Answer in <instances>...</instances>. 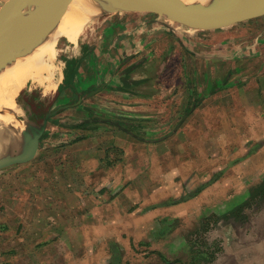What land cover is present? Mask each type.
<instances>
[{
  "label": "rangeland",
  "instance_id": "374dc122",
  "mask_svg": "<svg viewBox=\"0 0 264 264\" xmlns=\"http://www.w3.org/2000/svg\"><path fill=\"white\" fill-rule=\"evenodd\" d=\"M133 13L148 16L154 15L155 12L100 11L87 21L85 32L79 35L78 43L86 44L88 49L90 43L96 42L101 35L98 39L99 45L101 44L98 48L100 50L102 44L108 43L113 35L112 31L121 30L120 27L114 26L115 21H121L117 20L120 19L121 15L125 17L123 19L125 20L127 16ZM152 17H158L159 21H170L164 16ZM260 17L264 18V16ZM169 23L174 27H172L171 32L173 37L171 38L169 35L157 36L154 39L153 36L152 39L151 37H144L143 40L146 42L142 44L139 53L125 54L122 53V48L119 46L114 48V51L113 48L107 46L104 51H99L95 57H92V60H96L97 63L100 62L107 67H112L107 73L108 76L112 75L115 79H120V83L114 84L115 87L109 88V90L103 91L105 85H99L97 93L91 92L94 88H88L90 85H84L83 90H73L70 86L60 90H44L41 85L29 81L23 89L31 86L35 87L34 90L28 95L26 91L16 94L18 100L27 108L26 114L31 113L35 104L37 106L36 101L40 99L43 101L39 108L41 111L39 115L42 116H39L38 119L30 116L36 125L44 119V115L47 114L46 111L53 109H57V111L53 121H49L45 127L35 156L27 162L0 169V264H105V259H101L104 251L97 248L92 254L88 252L87 244L83 242L95 231V234H99V231L104 232V228L81 227L79 229L82 242L81 245L76 246L82 249L81 256L83 258L76 261L71 255L72 249L68 248L71 247V244L66 245L65 243L68 236H74L76 239L75 229L65 228L64 231L66 232L63 233V237L59 241L54 238L53 234L45 233L44 221L47 218L45 207L50 204H58V192L63 195L62 203H71V205L76 203L79 206L90 205V211L96 210L99 215L98 211L103 203L111 205L106 210L110 213L115 210V207L119 208L121 205H134L133 203H135L138 206V201L149 204L159 199L161 201L172 200L171 197H175L177 193H180L177 194L178 197L184 193V190H191L198 184L206 182L215 168L224 169L225 165L226 168H231V170H227L226 181L214 180L204 188L205 190L202 189L197 196L191 199V212L189 208L185 213L188 218L186 221H196L198 215L202 213L199 210L202 203L212 205L218 202V196L214 194L224 186L223 184L228 185V182L232 181L234 170L230 160L234 156L243 155L248 149L238 146V143L243 139L253 138L264 131L262 130L264 127V52L256 58L254 56L245 60L248 64L246 69L250 68L248 69L251 71L250 74L249 71L239 72L237 67H232L235 59L232 57L233 52L224 56L221 54L210 55V53L214 51L213 49L224 46L226 50H229L233 47L229 41H233L234 35L238 32L239 35H242L241 40L252 39L253 36L258 35L260 41H264V32L260 33L261 29L252 24L253 22L250 23V20H243L224 27L208 28L207 30L188 27L172 20ZM176 34L182 38L185 44L194 49L191 50L193 56L184 49L185 46L182 45V41L176 39ZM224 40L225 42H221ZM58 46L63 50V53L60 52L57 57L65 60V71L68 57L64 51L65 49L73 51L76 45L68 42L64 36H60ZM214 56L217 59L220 57L222 60L233 61L226 69L228 79L235 77L241 80L251 75V79H260L263 83H260L258 87L254 80L252 83L247 81L248 83L240 89L237 84H230L225 89H220L218 95L212 96L203 106L205 110H203L202 115L209 121L207 125H202L199 130H194L193 125L185 123L174 131V126L177 123L176 113L181 110L188 91L187 79L191 77L198 79L193 86H190L191 88L202 87L205 84L204 79L207 77L200 75L207 67L205 65H209L205 58ZM131 57L134 61L129 66L126 62L132 61L130 60ZM188 61H193V66L198 69V75L190 74ZM225 62L228 65L229 61ZM141 63L143 66L140 71L138 70L140 73L131 72L134 64L139 65ZM251 63H256L254 69L250 67ZM208 70L210 76L215 78L223 74L221 67H209ZM88 72L89 69L83 70L84 74L88 75ZM132 74L143 75L145 79H141L139 83L123 87L122 77ZM153 77L155 79H151ZM117 86L123 89L116 88ZM257 87L258 91L263 93L260 101L258 98H252ZM81 91L83 98L78 103V105L81 103V108H75L76 99ZM244 92L248 93L247 96ZM202 93L200 91V95ZM95 95H97V100ZM52 98L57 100L55 102L53 100L51 104L47 103L48 99L51 101ZM223 98L225 99L223 100ZM108 99L113 101L111 105L114 107L106 106ZM93 103H96L99 110L103 112V115L100 116L103 120L93 122L91 127L88 120L83 122L84 119H81L89 118V111ZM106 110L114 115L117 114L116 111L126 113L125 118H138L139 120H135V122L126 120L130 124L124 123L125 119L119 121L121 125L125 124V127L136 133L138 137L131 134L128 136L127 132L120 133L117 125H108L109 123L105 119L113 118L107 116L109 112ZM212 110L214 111L212 112ZM78 122L83 124L82 128L74 127ZM251 130L252 132H250ZM241 135L244 136L243 139ZM142 136L161 138L163 144L161 146L144 144L145 141L141 139ZM203 139L211 140L212 145L205 148L199 147L198 145L202 143ZM106 141H109L110 146L118 147L121 151L117 149L118 152L115 150L114 152L112 149L107 151L105 149ZM261 150L259 149V151ZM109 151H111L112 159L116 158L120 161H118L119 164L116 163L111 166L103 160V157L109 155ZM260 158V156L256 157L251 165L249 163L251 159H249L241 161L236 166L237 170L244 172L249 171V169L254 170L251 167L254 166V163L257 165L258 175L243 179V186L251 181L254 182L256 179L259 185L264 183L259 181L264 173V161H260ZM109 182V193H106L105 185ZM111 187L121 188L111 194ZM62 188H66V195L60 191ZM69 188L77 189L81 194L79 196L76 193L69 195ZM154 188L158 189L156 194H153ZM103 192L104 194H101ZM258 194L261 196H258L257 201L258 215H255L257 222L255 221L252 231L261 236L264 227V191L261 190V187L260 190L258 189ZM67 209L68 207L64 209L66 213L68 212ZM183 212L182 209L178 213ZM111 214L113 216V213ZM50 216L55 219L58 218L56 209L50 213ZM71 217L72 215H70V220H74V217ZM210 219L215 221L217 215ZM41 223L43 224L41 225ZM211 228V237L218 236L219 229L217 227ZM105 230L107 233L109 232V235L123 238L124 245H121L123 249L117 245V249L114 248L113 250L115 251L114 254L119 255L123 252L124 256L132 257V263L139 261L137 260L139 254H144L146 255V264H153L150 256L157 255L159 249L168 250L169 235L171 234L160 238V242H158L160 245L157 248V244L150 242L129 244L128 235L135 236L137 234L135 229L109 228ZM177 230L176 236L173 237L175 241L179 237L181 239L183 236L189 235V232L192 234L193 231L201 229L180 228ZM53 238L52 242L45 243V240ZM131 238L132 236H130ZM197 243L200 245L199 241ZM167 254H171V251ZM155 264H160V262H155Z\"/></svg>",
  "mask_w": 264,
  "mask_h": 264
},
{
  "label": "crops",
  "instance_id": "0c3cea01",
  "mask_svg": "<svg viewBox=\"0 0 264 264\" xmlns=\"http://www.w3.org/2000/svg\"><path fill=\"white\" fill-rule=\"evenodd\" d=\"M6 0H0V7ZM126 14V13H123ZM128 14V13H127ZM164 16L160 15L158 13H154V15H141L139 14H131L126 17L125 20H123L125 17L121 15L119 17L121 21H115L114 26L120 27L121 30L118 32H111L113 35L109 39L108 43L101 46V49L99 45V38L101 35H99L96 42L93 44L90 43L88 49L87 45L84 43L79 44V54L78 55H72L69 56L66 60L68 63L70 61L74 62V74L72 76V83L75 85L77 90H83L85 88L84 85H90L92 87L91 92H96L99 89V85H105V88L103 91L109 90V88L115 87L114 84L120 83V79H115L114 76H108L109 69H112V67H107L103 63H97L96 60H92V57H95V54L99 51H104L105 47L108 46V48H117L118 46L121 47L122 53L125 54H131V53H139L142 49V44L146 42V37L153 36V39L157 36H172V29L174 28L170 21H159V19L154 18L152 16ZM264 16V15H263ZM166 17V16H164ZM149 18V19H148ZM168 18V17H166ZM148 19V20H147ZM116 20V19H115ZM250 23L254 24L256 27L258 26L261 29L260 33L264 32L263 23L264 18L263 17H253L250 19ZM173 21V20H172ZM177 22V21H175ZM178 23V22H177ZM111 24V25H112ZM114 27V28H115ZM173 27V28H172ZM199 30H207V29H199ZM236 31L238 29H235ZM259 33V34H260ZM240 36V37H239ZM137 37V38H136ZM145 37V38H144ZM242 35L238 34L234 35L233 41L230 40L229 43L233 44L229 50H226V47H218L217 49H213L210 53V55H226L227 53L230 54L233 52L232 57H234V62L232 60H222L220 57L215 58L214 57H206L205 59L208 60L207 63L209 65L203 70V74L200 75L201 77H207V79H204L205 84H203L202 87L193 86L198 79H194V77H191L190 79H187V86L188 91L186 94L185 102L183 103L181 110L177 112V123L174 126V131L181 127L182 124L189 123L194 126V130H199L202 125H207L209 121L207 118H204L203 114V106L205 105L206 101L210 100L212 96L218 95L220 89H225V87L229 86L230 84H237L238 88H243L244 85H246L248 82L257 83L258 87L260 86V83H263L260 79H251L250 76H246L245 78H242L241 80H238L235 77H230L233 79H228L226 75V69L227 66H230L233 62L232 67H237V71L239 72H248L250 68L246 69L247 65L245 60L247 58H256V56H260L264 52V41H260L258 35L253 36L252 39L241 40ZM176 39L182 41V45L185 46L184 49L191 54L194 50L192 47L185 44V42L182 40L181 37H179L178 34H176ZM219 41V40H218ZM99 42V43H98ZM221 42H225L221 41ZM135 43V46L133 44ZM225 44V43H224ZM96 45V46H95ZM92 46V47H91ZM137 49H135V48ZM93 48V49H92ZM107 48V49H108ZM74 50V49H73ZM87 51L89 53V56L87 57ZM218 52V53H216ZM219 55V56H221ZM191 56H193L191 54ZM139 57V56H138ZM210 58V59H208ZM132 61H127L126 64L129 65L133 63L134 59L131 57ZM206 60V61H207ZM229 61L228 65L227 62ZM225 62V63H224ZM191 63V64H190ZM212 65V66H210ZM130 66V65H129ZM141 64H134L133 69L131 72H139L142 68ZM188 68L189 72H191V75H198V69L193 66V61H188ZM221 67L222 69V76L214 77L210 76V71L208 68L212 67ZM251 68L256 67V63H251ZM89 69L88 75L83 73V70ZM207 69V70H206ZM244 69V70H243ZM252 69V70H253ZM139 70V71H138ZM229 70V69H228ZM251 71H249L250 74ZM140 73V72H139ZM104 74V75H103ZM229 74V73H228ZM243 74V73H242ZM255 76H257L255 74ZM210 78V79H208ZM138 79V80H135ZM141 79H145L143 75L139 74H132V75H125L122 77V86L125 85H131L133 83H139ZM155 79V77L151 78ZM65 75H63V79L60 86L65 85ZM248 81V82H247ZM194 82V83H193ZM92 85V86H91ZM97 86V88H96ZM258 87L256 90H254L255 94L252 98H258L260 101V97L263 96V93H260L258 91ZM24 88V87H23ZM21 88L18 93H23L24 91L27 92V95L34 90L35 87H26V89ZM59 88V87H58ZM57 88V89H58ZM123 89L121 87H116ZM203 93L200 95V91ZM97 93V92H96ZM245 93V92H244ZM248 93H245L247 96ZM82 91L78 94V97L76 99L77 105L74 106L75 108H81V103L78 105V103L82 100ZM95 95V99L98 98ZM249 96V95H248ZM225 98H223L224 100ZM48 99L47 103L51 104V102ZM57 99H55L53 102H55ZM219 100V99H218ZM113 101L108 99L106 102V106H112L111 105ZM36 104L34 105V109L31 111V115L38 119L41 111L39 110L40 105L43 103V101L40 99L36 101ZM108 103V104H107ZM225 103V101H224ZM45 105V100H44ZM75 105V104H74ZM202 108V109H201ZM115 109V108H113ZM55 110V109H53ZM214 110H212L213 112ZM49 112V111H46ZM90 114L89 118H82L83 122L88 120V123L90 126L93 122H99V120H103L100 116L103 115V112L99 110L98 105L93 103V106L90 108ZM106 112H109V110H106ZM116 115L113 113H107V116H111L113 119L106 118L105 120L109 123L108 125H117L119 128L120 133H126L135 135L138 137L136 133L129 130L125 127V124H120L119 121L124 120V123L130 124V122H126V120H139L132 119L130 117L125 118L126 113H121L116 111ZM43 114V113H42ZM56 113L51 114L46 122L49 123V121H53L54 115ZM78 115V114H77ZM45 116V115H44ZM43 116V117H44ZM139 116V115H138ZM145 116V115H141ZM118 120H115V119ZM141 118V117H140ZM222 119V118H221ZM43 120V119H42ZM100 120V121H101ZM112 123V124H111ZM98 124V123H97ZM83 124L81 122H78L75 124L74 127L82 128ZM92 127V126H91ZM261 128V127H259ZM264 130V127L262 128ZM252 132V130L250 131ZM261 136V137H260ZM141 137V136H140ZM242 139L244 136H242ZM260 137V138H259ZM145 142L144 144L147 145H153V146H161L163 144V140L161 138H151L149 137H143L142 138ZM109 144V145H108ZM113 145V144H112ZM198 145V144H196ZM212 142L209 139H203L202 143L198 146L201 148H205L208 146H211ZM238 146L242 148H248L247 151L243 155H237L234 156L232 161V168L234 170L232 174V181L228 182V185L223 184L224 186L222 188H219L217 190V193L214 195L218 196V202L216 204L212 205H205V203H202V207H200L199 210L202 211L196 219L195 222H189L186 221L188 218L185 215V213L189 210L191 212L190 207V201L195 196L199 194V192L211 182L214 180H223L226 181L227 179V170H231V168H226L224 165V169H217L215 168L214 171L211 174V177H208L206 182H202L198 184L195 188L187 191H183L181 195L177 197V193L174 196H172V200H165L161 201L155 200L149 204H143L139 203L138 206L134 205H121L119 208L115 207V210L113 212L106 211L111 205H106L108 203H103L101 206L99 212V215L97 214L96 210L94 212L90 211L91 207L90 205L86 206H79V204L71 205V203L64 204L62 203V197L63 195L61 192H58L59 198L57 199L58 204H50L46 205L45 211L47 212V218L44 221L45 225V233L53 234L54 238H57L58 241L62 239L63 233L65 228H72L75 229V233H77V237L75 239L74 236L69 237L68 240L66 239L65 243L71 244V247H68L69 249H72L71 255L72 258L76 260H81L83 257L81 256V248L76 245H81V238L79 234V229L81 227H91V228H104L103 231H99V234H95V232L92 233V236H89L87 239H84L83 242L87 244L86 247H88V252L92 253L97 250V248H100L104 251L103 257L105 259V264H146V255L139 254V261L136 263H132V257L124 256L123 252L122 254H114L115 251L114 248L117 249V245L120 247V249H123L121 245L123 243V238H119L117 236L109 235V232L105 229L109 228H123V229H135L136 235H130L132 238L130 239V236L128 235L127 241H129V244L131 243H153L157 244L160 242V238L166 237L167 234L169 235V241H168V250L159 249L157 251V255L150 256L153 261V264L155 262H160V264H264V227L263 232L261 236H258L257 232H253V226L255 224L256 217L255 215H258L257 206H258V196H261V194H258V185L259 182L256 179L254 182L251 181L249 184L243 186L242 180L243 179H249L252 175L257 176L258 170H256L257 165L254 163V166H251L254 168V170L249 169V171H239L237 170V167L241 161L243 160H249L250 165L252 164V161L256 160V157L260 156V161H264V131H261L257 136H254L250 139H243L240 143H238ZM109 147V148H107ZM111 147V148H110ZM107 151L112 149L113 151L116 149L118 151H121L118 147L110 146L109 141H106V148ZM259 149H262L259 151ZM114 151V152H115ZM116 151V152H118ZM109 155L103 157V160L108 165H115L118 163L119 160L112 159L111 151L108 152ZM120 162V161H119ZM65 164V163H64ZM119 164V163H118ZM219 170L218 172L216 171ZM63 170L65 168L63 167ZM217 172V173H216ZM264 172V171H263ZM262 172V173H263ZM261 173V174H262ZM77 179V177H75ZM260 182H264V173L261 175ZM110 184L106 183L105 189L106 193H109ZM106 186H108L106 188ZM122 187V186H121ZM121 187H118L119 189ZM118 188L111 187V194H114V191H117ZM69 195L76 193L78 196L81 194L77 189H71L69 188ZM102 190V189H101ZM64 193V195L67 194L66 188L60 189ZM158 189H153V194H156ZM105 193V194H106ZM101 194H104L101 193ZM119 194V193H118ZM152 195V193H150ZM106 196V195H105ZM100 201V200H99ZM67 209V213L64 209ZM56 209L58 212V218L55 219L54 217L50 216V213L53 212ZM183 209V213H178ZM64 210V211H63ZM198 210V209H197ZM113 213V216L112 214ZM216 213V214H215ZM54 214V213H53ZM70 215L74 217V220H70ZM84 217L82 218V216ZM217 219L215 221H212L210 218H213L214 216ZM81 216V218H79ZM71 217V218H72ZM65 219H68V221H65ZM43 223H41L42 225ZM209 227V228H208ZM211 227H217L219 229L218 236L211 237L210 235V229ZM180 228H196L201 230L193 231L191 234L189 232V235L183 236L181 239L177 241L174 240V236L178 231L177 229ZM207 228V230H206ZM176 229V230H174ZM205 229V230H204ZM174 230V231H173ZM173 231V232H172ZM200 235V236H199ZM126 236V234H125ZM151 236V237H150ZM181 236V235H180ZM199 238L197 239V237ZM64 237H67L64 235ZM53 239L45 240V243L52 242ZM177 238V237H176ZM194 238V239H193ZM216 238V239H214ZM79 239V242H78ZM197 241L200 242V245H198ZM64 243V244H65ZM160 245V244H159ZM159 245L157 248H159ZM100 246V247H99ZM74 248V249H73ZM171 251V254H167V252ZM181 252V253H180ZM178 253V255H176ZM180 253V254H179ZM94 254V253H92ZM91 254V255H92ZM85 258V257H84ZM88 258V253H87ZM96 258V257H95ZM74 261V260H73Z\"/></svg>",
  "mask_w": 264,
  "mask_h": 264
},
{
  "label": "water",
  "instance_id": "95a60500",
  "mask_svg": "<svg viewBox=\"0 0 264 264\" xmlns=\"http://www.w3.org/2000/svg\"><path fill=\"white\" fill-rule=\"evenodd\" d=\"M75 3L85 12L95 7L110 12H155L199 29L224 27L264 15V0H6L0 7V59L22 42L52 34ZM15 101L27 110L17 97ZM56 111L47 112L36 125L0 106V121L9 125L19 146V152L0 156V169L35 156L47 119ZM5 116L9 117L8 121L2 119Z\"/></svg>",
  "mask_w": 264,
  "mask_h": 264
},
{
  "label": "bare ground",
  "instance_id": "6f19581e",
  "mask_svg": "<svg viewBox=\"0 0 264 264\" xmlns=\"http://www.w3.org/2000/svg\"><path fill=\"white\" fill-rule=\"evenodd\" d=\"M79 6L75 3L66 11L52 34L22 42L7 56L0 59V106L2 108L32 121L15 101L19 90L29 81L36 82L44 87V90H54L60 86L65 60L57 57L60 52L63 53L58 46V38L64 36L68 42L76 45L73 51L65 49L64 54L67 57L78 55L79 35L85 32L87 21L101 11L100 8L95 7L85 12ZM2 119L8 121L9 117L5 116ZM13 152H19L18 141L9 125L0 121V156Z\"/></svg>",
  "mask_w": 264,
  "mask_h": 264
},
{
  "label": "trees",
  "instance_id": "16d2710c",
  "mask_svg": "<svg viewBox=\"0 0 264 264\" xmlns=\"http://www.w3.org/2000/svg\"><path fill=\"white\" fill-rule=\"evenodd\" d=\"M67 60V59H66ZM66 70L64 71L65 72V85L64 86H59L58 90L66 87V86H70L73 90H76V87L75 85L72 83V76L74 74V70H75V67H74V62L73 61H70L68 63V61L66 62ZM260 187H261V190L264 191V183L258 185V189L260 190Z\"/></svg>",
  "mask_w": 264,
  "mask_h": 264
},
{
  "label": "flooded vegetation",
  "instance_id": "af4514ba",
  "mask_svg": "<svg viewBox=\"0 0 264 264\" xmlns=\"http://www.w3.org/2000/svg\"><path fill=\"white\" fill-rule=\"evenodd\" d=\"M64 75H65V72H64ZM61 85V84H60ZM29 114V113H28ZM32 116L31 114H29V117Z\"/></svg>",
  "mask_w": 264,
  "mask_h": 264
}]
</instances>
